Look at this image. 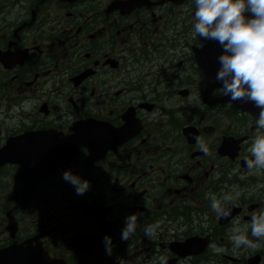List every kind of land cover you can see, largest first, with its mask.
Wrapping results in <instances>:
<instances>
[{"label": "flooded vegetation", "instance_id": "af4514ba", "mask_svg": "<svg viewBox=\"0 0 264 264\" xmlns=\"http://www.w3.org/2000/svg\"><path fill=\"white\" fill-rule=\"evenodd\" d=\"M194 15L192 0H0V264H264V242L229 241L264 204L246 166L259 111L220 102ZM210 194L233 197L230 217Z\"/></svg>", "mask_w": 264, "mask_h": 264}, {"label": "clouds", "instance_id": "9594fccd", "mask_svg": "<svg viewBox=\"0 0 264 264\" xmlns=\"http://www.w3.org/2000/svg\"><path fill=\"white\" fill-rule=\"evenodd\" d=\"M195 5L192 36H199L216 42L222 54L217 57L219 68L215 82L221 84L222 93L230 101L252 103L259 109L255 121L257 134L251 141L246 159L249 173L264 170V0H192ZM204 152L207 146L198 142ZM63 179L70 183L78 195H83L90 182L73 174L70 170L63 173ZM210 208L218 218L227 219L232 214L233 197L228 194L218 198L210 194ZM138 214L126 217L121 240L128 241L136 232ZM158 224L144 228V235L154 239ZM251 230L249 239L248 231ZM229 241L233 249L255 250L264 242V204L258 213L251 214L250 224L243 228L233 226L229 229ZM104 243L108 254L112 252V237L105 236Z\"/></svg>", "mask_w": 264, "mask_h": 264}, {"label": "water", "instance_id": "95a60500", "mask_svg": "<svg viewBox=\"0 0 264 264\" xmlns=\"http://www.w3.org/2000/svg\"><path fill=\"white\" fill-rule=\"evenodd\" d=\"M212 49L206 50L203 53L197 54V62L201 70L208 76L212 77L215 80L216 72L219 68V64L217 62V57L222 54V50L220 46L215 42L211 43ZM226 101H230L229 97L226 98ZM238 107L243 110L257 109L253 106L252 103H245L242 101H231Z\"/></svg>", "mask_w": 264, "mask_h": 264}]
</instances>
